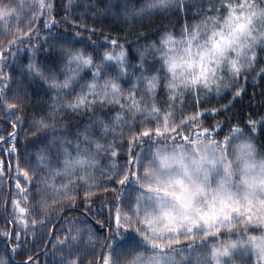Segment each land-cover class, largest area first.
Returning a JSON list of instances; mask_svg holds the SVG:
<instances>
[{
	"label": "snow or ice",
	"instance_id": "obj_1",
	"mask_svg": "<svg viewBox=\"0 0 264 264\" xmlns=\"http://www.w3.org/2000/svg\"><path fill=\"white\" fill-rule=\"evenodd\" d=\"M71 2L65 0V10ZM175 3L172 0L170 4ZM167 6L164 0L143 2L122 15L142 20L152 10ZM54 7L52 0H15L7 5V11L0 5V107L19 119L14 111L17 101L6 99L11 83L3 70L5 64L19 61L20 73L38 81L51 94L47 111L34 117L31 125L41 132L31 143L42 146L35 148L30 167L33 173L43 175L34 179L18 163L15 172L9 169L14 198L6 228L0 230V243L5 244L0 264H39L40 254L45 255V264H84L81 249L95 240L91 218L84 212L70 214L79 207V190H83L84 207L91 211L89 197L96 188L114 195L101 202L108 220L106 228L102 221H96L103 235L98 249L92 243L95 264H175L172 254L191 256L194 248L208 243V237L215 246L210 248L212 259L207 264H231L237 253H243L248 264H264V162L256 161L264 150H258L255 143L258 126L264 128V113L244 117L243 128L233 123L236 118L232 116L216 120L242 98L241 78H264V24L247 31L240 27L247 11L255 14L264 10V0L210 2L205 11L211 14L202 16L199 24H184L176 33L166 30L147 48L139 46L142 33L124 43L119 42L121 37H104L102 41L93 40L91 35L84 37L85 31L97 33L72 23L67 16H55ZM179 10H183L182 0ZM41 20L43 24L37 28ZM57 20L69 27L61 30ZM172 36L180 39L173 44ZM149 49L151 59L146 60ZM177 49L189 58L195 55L198 65L182 84L174 75ZM20 53L27 54L26 63ZM82 71L89 77L84 83ZM161 77L164 106L155 100ZM125 81L127 88L122 87ZM224 90L230 93L225 104L200 109L201 99L219 96ZM185 95L197 98L191 112L182 103ZM65 96L70 99L64 100ZM61 100L64 102L58 103ZM59 112L87 113L89 123L77 126L75 132L66 125L53 130L49 120ZM8 123L13 131L0 140L9 145L3 154L12 158L17 154L10 143L17 134L16 123ZM241 138L246 143L234 152L233 144ZM117 139H126V144L116 143ZM234 156L240 160L239 175L233 172ZM97 171L102 182L95 175ZM217 175L224 191L237 179L243 188L236 184L240 198L211 223L187 212L169 194L191 177L203 186ZM3 180L0 166V182ZM233 224L239 227H231ZM201 234L205 239L193 240L187 249L174 246L180 237L191 240ZM40 243L45 244L42 253ZM33 244L38 251L28 255ZM48 255L53 257L51 261ZM16 256L23 259L17 261ZM179 264L190 262L181 260Z\"/></svg>",
	"mask_w": 264,
	"mask_h": 264
},
{
	"label": "trees",
	"instance_id": "obj_2",
	"mask_svg": "<svg viewBox=\"0 0 264 264\" xmlns=\"http://www.w3.org/2000/svg\"><path fill=\"white\" fill-rule=\"evenodd\" d=\"M53 4L57 7H54V15L59 17L67 16L72 23L82 24L86 28L95 30L97 35H92L90 32H82L84 37L91 35L93 40L100 39L101 41L104 37L123 38L120 43L126 41H132L135 39L137 33H142L143 38L139 40V46L141 48H147L150 43L158 42L159 37L163 34L164 31H170L176 33L182 25L192 24L200 21L202 16L210 15V12L205 11L209 7L210 2H215V0H182L183 10L180 11V0H176L175 4H170L165 8H157L150 12L147 17H144L142 20L136 19H125L122 15L124 10L137 9L139 8L143 0H72L70 7L65 10L64 3L65 0H52ZM10 3H15V0H0V5H4V10L7 11V5ZM107 7V10H105ZM59 24V21H56ZM43 24L41 20L37 24V28H40ZM61 30L68 28L69 25L59 24ZM75 30V29H71ZM44 33L41 32V35ZM79 46V45H77ZM134 47V46H133ZM131 51V48L129 49ZM24 57L23 62H27V54L20 53ZM135 53H133V56ZM146 60L151 59V50L149 49L146 53ZM130 61L135 63V60ZM20 62L10 63L3 65V70L8 72V78L11 83V87L8 89V95L6 99L13 100L15 99V114L19 117L16 119L14 116L7 115L2 107H0V137H6L7 134L13 129L11 128L8 121L12 120L16 123V132L15 139L10 141L14 144L17 149V154L15 157L9 158L3 154L4 150L8 149V143H4L3 140H0V166L3 167L4 180L2 187H0V230L6 228L5 221L8 218V213L11 211L10 201L13 199L11 192L12 184L8 180L9 169L15 172V164H19L20 168H23L28 172L29 176H32L34 179L43 175L42 172L36 171L33 173L32 168L30 167L32 161H34L35 148L42 145H33L31 142L35 139L36 136L41 135V132L33 128L32 121L34 117H39L42 111H47V105L50 102L49 96L51 95L48 91L36 80L27 78L25 75H22L19 71ZM81 83H84L88 80V74L86 71H82L80 74ZM241 86L243 87L242 98L235 100L231 108L226 113H221L216 117V120H227L230 116L235 117L233 123L239 125L243 128L241 123L244 117L256 118L254 114L264 113V78H253L248 77L247 80L241 78ZM122 87L127 88V82L122 83ZM79 88V85H76V89ZM230 93L227 90H224L219 96L215 94L211 96H206L199 101V107L203 111L206 107H219L227 102ZM70 99V96H65L64 100ZM64 100L58 101V103H63ZM155 100L164 106L165 92L163 87V77H161V83L159 90L156 93ZM182 103L185 108L191 112L197 106V98L195 96H188L182 100ZM115 111V109H112ZM105 114L111 115L107 109H104ZM49 123L53 125V130L57 129L59 126L66 125L70 127L72 132L78 130L77 126L86 125L89 123V117L87 113L81 116L79 113L71 112H59L55 117L50 118ZM119 131V129H117ZM247 131V129H245ZM111 139V137H109ZM125 143L126 139L121 141L117 139L116 143ZM255 143L258 147V150H264V128L258 126V132L255 136ZM26 146V147H25ZM118 154L119 150H118ZM122 155V154H121ZM104 160L101 158V168H103ZM118 163V161H117ZM95 175L101 179L100 172L97 171ZM61 183L62 181H56ZM110 187V186H109ZM80 191V199L78 201L79 207L76 211H73L71 216H80L81 212L87 214L91 218V225L95 233V240L89 243L87 248H82L81 252L84 254V264H95L96 261V252L92 250V243L96 245V248L99 247V242L101 236L103 235V229L100 224H97L96 221L100 220L103 222V227H107V209L101 208V202L106 198H112L114 193L105 192L101 188H96L93 190V195L89 197L91 201V211L84 207L83 205V190ZM58 210V209H57ZM69 213H65V216H68ZM61 220L64 219V216L60 217ZM51 227V225H49ZM59 227V225H57ZM235 227H239L235 225ZM234 227V228H235ZM55 236V232H53ZM225 235L222 233L220 235V241H223ZM205 239L201 235H194L191 240H185L182 237L178 238L179 243L175 244V247H183L184 249L188 248V245L193 242V240L199 242L200 240ZM208 243L200 248H194L195 250H209L213 245V240L211 237L206 238ZM83 244V238L81 239ZM5 248L4 243H0V252ZM50 248V245H49ZM45 250V244H39V251L42 253ZM37 245H32L31 253H37ZM17 261L23 259V256H16ZM35 259V257H33ZM45 255H39V264H45ZM53 257L51 255L47 256V260L51 261ZM231 264H248V258L243 253H237L232 257Z\"/></svg>",
	"mask_w": 264,
	"mask_h": 264
},
{
	"label": "clouds",
	"instance_id": "obj_3",
	"mask_svg": "<svg viewBox=\"0 0 264 264\" xmlns=\"http://www.w3.org/2000/svg\"><path fill=\"white\" fill-rule=\"evenodd\" d=\"M143 2L154 3L155 0H143ZM171 2L172 0H164L166 6ZM195 23L199 24V21ZM257 24H264V10L255 14L251 11H247L243 23L240 25V27L244 28L247 31L248 29H254ZM197 35H201V32L198 31ZM178 39H180L178 36L171 37V41L173 44H175V41ZM200 55L205 54L200 53ZM176 56L177 60L174 64V75L176 77H179L178 83L182 84L185 79L191 78L192 74L196 71L198 65L196 62L195 55L189 58L182 52V50L177 49ZM209 73H211V69H209ZM200 74L203 75V69L200 70ZM242 143H246L243 138L234 142V152L240 149V145ZM233 160V172L239 175L238 168L240 160L235 156ZM256 161L257 163L264 162V153L256 156ZM149 175H151V173H149ZM220 179L221 177L217 175L215 179L212 180L210 183L206 182L203 186H201V183L195 177H191L189 178L187 184L181 182L179 184L178 190L175 192H170L169 194L173 196V198L187 212H195L201 219L206 220L208 223H211L215 217L227 213L229 205L236 199L240 198L241 191L236 188V184H240L241 188H243V182L237 179L233 182V186L228 189V191H224L220 187ZM143 182L146 185L148 184L147 177H145V180ZM261 195H264V193H261ZM169 221H171V217H169ZM231 227H235V224L231 225ZM222 244L223 241H221V246ZM212 246L215 245L213 244ZM209 252L210 249L204 251L195 250L193 251L191 256L184 252H178L172 255L174 256L175 264H179L181 260L189 261L190 264H193V261L194 264H207V262L212 259ZM217 264H219V262H217Z\"/></svg>",
	"mask_w": 264,
	"mask_h": 264
}]
</instances>
